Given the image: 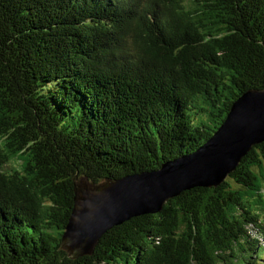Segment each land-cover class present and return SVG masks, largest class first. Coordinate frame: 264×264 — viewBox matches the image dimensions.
Here are the masks:
<instances>
[{"label": "trees", "instance_id": "16d2710c", "mask_svg": "<svg viewBox=\"0 0 264 264\" xmlns=\"http://www.w3.org/2000/svg\"><path fill=\"white\" fill-rule=\"evenodd\" d=\"M264 88V0H0V264H264V143L219 186L61 237L73 182L157 170Z\"/></svg>", "mask_w": 264, "mask_h": 264}, {"label": "water", "instance_id": "95a60500", "mask_svg": "<svg viewBox=\"0 0 264 264\" xmlns=\"http://www.w3.org/2000/svg\"><path fill=\"white\" fill-rule=\"evenodd\" d=\"M264 143V88H249L231 104L220 126L193 152L165 161L157 170L137 172L95 185L73 182V207L61 237L71 258L89 256L113 226L155 214L180 193L221 185L241 160Z\"/></svg>", "mask_w": 264, "mask_h": 264}]
</instances>
